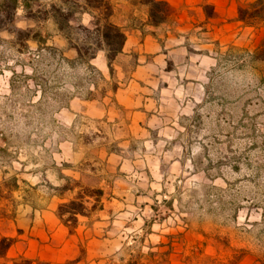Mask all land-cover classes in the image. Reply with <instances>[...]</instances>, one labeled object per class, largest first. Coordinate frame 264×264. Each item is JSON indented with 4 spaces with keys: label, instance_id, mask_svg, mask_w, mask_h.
<instances>
[{
    "label": "rangeland",
    "instance_id": "374dc122",
    "mask_svg": "<svg viewBox=\"0 0 264 264\" xmlns=\"http://www.w3.org/2000/svg\"><path fill=\"white\" fill-rule=\"evenodd\" d=\"M52 6L72 12L70 41ZM262 15L217 17L139 81L135 53L109 72L85 0L0 16V264L264 263ZM71 201L75 222L58 216Z\"/></svg>",
    "mask_w": 264,
    "mask_h": 264
},
{
    "label": "crops",
    "instance_id": "0c3cea01",
    "mask_svg": "<svg viewBox=\"0 0 264 264\" xmlns=\"http://www.w3.org/2000/svg\"><path fill=\"white\" fill-rule=\"evenodd\" d=\"M112 5L111 22L121 28L125 34V43L119 54H136L135 70L131 76L139 81V73H150L155 70V62L161 53L166 51L174 63L177 54L183 52L184 42L191 33L192 38L198 37L199 31L209 29L210 22L222 20L217 18L228 15L238 21L237 11L239 3L236 0H157L164 2L168 15L163 23L152 25L149 21V7L141 0H109ZM208 8L210 11L208 12ZM239 22V21H238ZM206 35V32L204 33ZM170 44L172 49H169ZM149 77H152L150 74ZM132 81V80H131ZM130 86L119 89L116 94L129 91ZM143 86H136L138 92L145 93ZM139 90V91H138ZM135 106L134 115H147L143 108ZM66 260V259H65ZM65 260L58 264H66Z\"/></svg>",
    "mask_w": 264,
    "mask_h": 264
},
{
    "label": "trees",
    "instance_id": "16d2710c",
    "mask_svg": "<svg viewBox=\"0 0 264 264\" xmlns=\"http://www.w3.org/2000/svg\"><path fill=\"white\" fill-rule=\"evenodd\" d=\"M145 5L149 7V21L152 25H158L163 23L168 15L167 7L164 2L157 0H142ZM86 6L95 12H98L99 18L94 23V29H83L85 32L91 35H96L98 45L95 51L104 50L107 60V67L109 72H112V62L117 55L122 52L123 45L125 43V34L118 26L114 25L110 21L112 15V8L107 0H85ZM264 0H256L250 4L247 8H240L238 11V21L244 24H252V22L263 19L264 8L262 7ZM20 5V0H0V16L8 20L13 18L14 13ZM27 10L30 7L24 5ZM52 19L57 28V31L67 40L70 41L66 30L69 32L73 30L70 25V18L72 12L64 11L62 7L52 6ZM1 21V20H0ZM77 54V61H81L84 54L81 53L77 47H72ZM95 51L90 54V58L86 61L89 63L95 57ZM75 60V61H76ZM72 64L73 61H68ZM75 202L71 201L67 204L61 205L58 209V216L62 219L64 214H69L68 222H75L76 215L82 214V205L78 204L79 209H75ZM13 240L9 238H2L0 240V257H3L7 251L12 247ZM28 264V263H27ZM264 264V263H261Z\"/></svg>",
    "mask_w": 264,
    "mask_h": 264
}]
</instances>
